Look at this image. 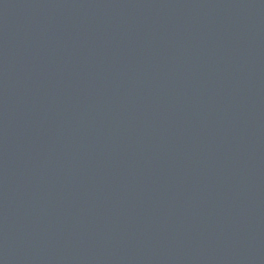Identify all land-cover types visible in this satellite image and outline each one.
Returning a JSON list of instances; mask_svg holds the SVG:
<instances>
[{
  "label": "water",
  "instance_id": "95a60500",
  "mask_svg": "<svg viewBox=\"0 0 264 264\" xmlns=\"http://www.w3.org/2000/svg\"><path fill=\"white\" fill-rule=\"evenodd\" d=\"M0 264H264V0H0Z\"/></svg>",
  "mask_w": 264,
  "mask_h": 264
}]
</instances>
